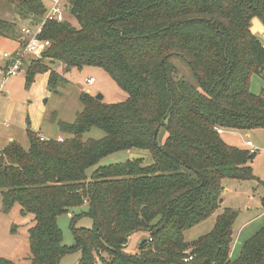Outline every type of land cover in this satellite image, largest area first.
<instances>
[{"label":"trees","instance_id":"obj_1","mask_svg":"<svg viewBox=\"0 0 264 264\" xmlns=\"http://www.w3.org/2000/svg\"><path fill=\"white\" fill-rule=\"evenodd\" d=\"M0 2L14 13L0 17V37L13 41L21 38L19 22L38 24L47 9L42 0ZM66 8L62 23L43 22L38 37L49 46L25 64V89L48 74L55 91L66 83L61 66H92L127 98L107 104L82 92L75 120L58 123L64 138L41 140L27 129V149L11 141L0 150L1 209L29 218L24 261L59 264L79 251L77 264H264V224L231 257L238 211L223 204L225 180L264 190L251 166L255 152L216 132L264 129V96L249 90L251 76L264 78V45L251 31L253 19L264 26V0H66ZM92 129L103 136L84 140ZM132 149L148 151L152 163L90 170ZM260 205L264 211V194ZM65 213L70 246L57 225ZM213 216L207 234L185 241V231ZM82 217L91 228L76 227ZM142 231L147 237L128 253L131 235Z\"/></svg>","mask_w":264,"mask_h":264},{"label":"rangeland","instance_id":"obj_2","mask_svg":"<svg viewBox=\"0 0 264 264\" xmlns=\"http://www.w3.org/2000/svg\"><path fill=\"white\" fill-rule=\"evenodd\" d=\"M42 1L45 6L50 5V0ZM0 17L7 20L14 17L12 8L2 2H0ZM259 24L263 26L261 23ZM19 25L22 24L19 22ZM259 39L264 45V35ZM7 44L11 46L13 43L8 41ZM6 49L10 48L0 47V53L9 51ZM31 59L25 57V64L28 65ZM173 61L182 70L181 61ZM58 70L65 78L66 83L55 91H49L47 86L42 83L44 76H38L36 83L31 87V91L18 85L14 88L15 91L8 95V98L0 97V150L10 141H15L24 149H27L29 146L26 136L27 129L46 139L64 138L59 132L58 123L70 124L75 120L77 113L82 110L79 100L82 92H88L94 97L101 95L103 102L107 104L120 103L127 98V94L101 68L85 66L80 70L74 68L66 70L64 66H61ZM187 71H184V76L196 85L192 73L189 69ZM25 74L26 66H24L19 76L10 79V81L23 82ZM89 79H93L91 84L86 83ZM249 90L255 94L262 93L264 96V78L256 75L251 76ZM102 136L103 133L100 130L92 129L83 135V139H99ZM164 138L165 133L161 132L158 142L163 143ZM221 138L227 144L240 149H247L245 144L247 141L253 144L255 152V158L251 164L253 174L264 182V129L250 132L225 131ZM130 159H142L144 164L152 163L148 151L132 149L111 154L103 158L90 170L98 166L123 163ZM223 186L227 191L224 206H229L238 211L233 228V251L231 252V257L235 259L243 242L249 239L264 224L263 217L258 216V213L261 212L260 197L264 194V190L254 181L225 180ZM85 209L86 206H81L71 211L73 214H80ZM70 217L71 214L65 213L57 218V225L62 232L63 244L66 246L73 244ZM214 219L215 216L185 231V241L192 242L207 234L213 228ZM28 220L29 218L21 217L16 209L10 210L8 213L3 212L0 196V258L11 260L16 264H27L24 261L28 252L24 225ZM13 227H16V231H13ZM76 227L89 229L92 227V220L88 217H82L77 220ZM146 237L147 233L144 231L133 233L126 251L131 254L136 253L139 242ZM80 257L79 251L68 253L61 257L59 264H77Z\"/></svg>","mask_w":264,"mask_h":264},{"label":"built area","instance_id":"obj_3","mask_svg":"<svg viewBox=\"0 0 264 264\" xmlns=\"http://www.w3.org/2000/svg\"><path fill=\"white\" fill-rule=\"evenodd\" d=\"M66 10V0H50V5L47 6L46 13L40 23L20 28V41L22 43L20 50L0 53V97L6 93L7 82L19 76L23 71L25 57L40 59L44 49L49 46L48 41L38 37L42 31L43 22L62 23L66 17ZM92 82L93 79L86 81L87 84ZM216 132L222 134L221 129ZM40 139L44 140L42 137ZM246 146L251 152H254L253 144L250 141L246 142Z\"/></svg>","mask_w":264,"mask_h":264},{"label":"crops","instance_id":"obj_4","mask_svg":"<svg viewBox=\"0 0 264 264\" xmlns=\"http://www.w3.org/2000/svg\"><path fill=\"white\" fill-rule=\"evenodd\" d=\"M260 22L257 20V19H253L252 21H251V31H252V33L256 36V37H261V36H263L264 35V26H261L260 24H259ZM30 23L29 22H26V23H23L22 25H21V27H23V26H27V25H29ZM20 27V28H21ZM21 39V38H20ZM12 42L13 44L11 45V46H9L8 44H7V42ZM0 47H3L4 49L6 48V47H9L10 49H6V50H9L10 52H15V51H17V50H19L20 49V40H15V41H13V40H9V39H5V38H1L0 37ZM9 51H5V52H9ZM0 63H1V61H0ZM38 76H44V78H43V80H42V83L45 85V86H47V79H48V74H43V75H38ZM38 76L35 78V82L33 83V84H35L36 83V79L38 78ZM25 82H24V79H23V82H18V81H8L7 82V84H6V93H5V95H3L5 98H8V95L10 94V93H13L15 90H14V88L16 87V86H18V85H20V87L22 86L24 89H25V84H24ZM32 84V85H33ZM32 85L28 88V89H26V90H29V91H31V87H32ZM86 93H88V92H86ZM2 97V96H1ZM7 126V125H6ZM223 134V133H222ZM221 134V135H222ZM41 137V136H40ZM43 139H46V138H44V137H42ZM59 138H61V137H58L57 139H59ZM11 142V141H10ZM246 144V143H245ZM247 147V146H246ZM248 148V147H247ZM249 149V148H248ZM226 192L227 191H225L224 190V194H225V196H226ZM224 204V203H223ZM226 207H229V206H226ZM231 208V207H230ZM247 210H248V208H247ZM263 215H264V211L262 210V208H261V212L260 213H258V216H262L263 217ZM233 250V249H232Z\"/></svg>","mask_w":264,"mask_h":264},{"label":"water","instance_id":"obj_5","mask_svg":"<svg viewBox=\"0 0 264 264\" xmlns=\"http://www.w3.org/2000/svg\"><path fill=\"white\" fill-rule=\"evenodd\" d=\"M95 99L98 100V101H102L103 97L101 95H96ZM143 241H144V239H142L140 242H143Z\"/></svg>","mask_w":264,"mask_h":264}]
</instances>
